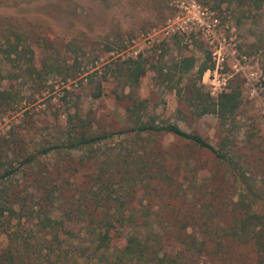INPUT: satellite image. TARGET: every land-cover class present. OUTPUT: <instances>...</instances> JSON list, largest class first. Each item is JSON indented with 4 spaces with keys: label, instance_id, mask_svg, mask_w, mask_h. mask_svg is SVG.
Wrapping results in <instances>:
<instances>
[{
    "label": "rangeland",
    "instance_id": "374dc122",
    "mask_svg": "<svg viewBox=\"0 0 264 264\" xmlns=\"http://www.w3.org/2000/svg\"><path fill=\"white\" fill-rule=\"evenodd\" d=\"M180 1L0 0L1 43L17 38L13 28L24 33L38 24L56 45V51L43 52L35 61L40 78L29 76L17 55L10 62L0 54L3 86L12 95L0 107V176L14 171L0 181V264H13L8 259L11 251L15 264H106L73 235L61 236L60 241L45 239L46 230L40 224L43 212L48 210L59 220L65 210L78 213L77 203L67 208L68 189H75L87 172L95 171L109 181L113 198L124 197L141 168L146 170L154 162L174 164L176 154L183 156V167L190 159L216 174L202 181L207 193L214 187L212 182L220 187L216 196H206L204 227L231 226L234 208L235 214L253 209L264 215V0L242 4L197 0L215 14L221 39L234 55L227 69L232 72V61L246 56L250 60L246 70L255 74L254 87L244 74L232 78L225 92L239 88L240 107L224 119L198 116L192 106L196 94L211 96L205 73L199 76L200 69L214 65L204 38L191 34L167 39L162 33ZM23 33L18 35L22 38ZM32 38L27 35L29 41ZM187 60L194 63L189 70ZM135 67L144 71L137 83L129 74ZM135 100L145 105L143 121L174 123L201 135L224 148L247 178L239 182L225 167L216 168L210 155L171 135L115 138L94 149L53 154L19 167L35 147L63 141L70 116L92 123L98 134L132 128L126 109ZM65 165L76 171L63 173ZM183 173L185 181L195 177L192 170L185 173L183 169ZM35 181L42 182L44 189ZM61 183H67V192L61 187L60 197L46 201L45 188ZM101 196L107 197L108 191ZM210 201L220 208L209 206ZM224 203L228 206L223 207ZM138 212H147L146 206ZM78 229L70 232L76 234ZM65 230L69 228H59L58 234ZM18 246L20 252L15 250Z\"/></svg>",
    "mask_w": 264,
    "mask_h": 264
},
{
    "label": "trees",
    "instance_id": "16d2710c",
    "mask_svg": "<svg viewBox=\"0 0 264 264\" xmlns=\"http://www.w3.org/2000/svg\"><path fill=\"white\" fill-rule=\"evenodd\" d=\"M221 2L242 4L244 0ZM13 30L14 34L17 33V38L0 42V54L10 62H13L12 55H17L23 62L22 65L26 64L28 75L40 78L42 74L36 69L35 61L43 52L56 51V45L45 30L41 29V25L35 24L34 28L30 26L24 33L19 29L17 31V28ZM20 32L24 34L22 38L19 36ZM28 34L33 37L32 41L27 39ZM186 63V69L193 67L194 63L189 60ZM208 69L209 67L200 69V79ZM1 71L3 70L0 69V107L12 99L10 91L4 89L5 79L1 76ZM129 74L137 83L144 75V71L135 67ZM240 95L239 88L224 92L217 100L209 94L201 96L199 93L196 94L192 106L198 116L217 115L224 119L240 107L238 101ZM99 96L100 93L97 97ZM144 109V103L135 100L133 106L126 109L128 118L134 126L102 134L93 132L92 123L87 124L81 118L76 120L70 116L71 119L66 122L63 132L65 139L35 147L32 153L25 155L19 167L34 165L41 158L53 154L78 153L94 149L115 138L171 135L189 144L192 149L210 155L215 161L214 164L216 163V168L225 167L226 171L239 182L247 178L224 148L214 146L199 134L183 130L178 124L159 125L155 121H143ZM172 158H175L176 163L154 162L149 163L146 170L141 168L136 173L134 184L129 186L124 197L117 195L113 198L109 195L111 186L109 181L107 182L103 176H97L95 171L83 174V180L78 185L74 184L75 189H68L71 194L69 193V199H66L67 208L70 204H78V213L72 214L65 210L63 219L59 220L53 218L50 211L43 212L40 224L46 230L44 238L51 237L60 241L61 236L69 239L73 235L83 242L85 250H92L93 256L100 258V263L105 261L106 264H264V215L253 209L235 214L237 209L234 208L231 226L225 229L204 227L206 225L203 209L207 212L208 207L206 196L207 194L216 196L220 192V187L212 182L214 187L211 186L207 193L208 189H202V181L212 176L214 178L216 174L212 170L206 171L208 170L206 167H201L198 161H189L190 159L183 167L181 162L184 158L181 154H176ZM183 169L185 173L194 171L195 177L185 181ZM62 170L63 173L76 171L71 165H65ZM13 173L14 171H9L1 175L0 181ZM61 184L45 188L46 201L52 203L53 196L60 197L61 187L62 192H67V183ZM41 188L44 189L43 183ZM106 190L108 196L102 197ZM251 191L254 189H250ZM208 204L217 210L220 208V205H215L212 201ZM224 204L223 207L227 205ZM144 205L147 212L139 213L138 210ZM121 208L123 211L120 214L118 209ZM76 226L79 229L76 234H72L70 229L73 230ZM59 228L69 230L58 234ZM15 250L21 251L19 246ZM8 259L11 263H16L12 251Z\"/></svg>",
    "mask_w": 264,
    "mask_h": 264
},
{
    "label": "built area",
    "instance_id": "2783aa9c",
    "mask_svg": "<svg viewBox=\"0 0 264 264\" xmlns=\"http://www.w3.org/2000/svg\"><path fill=\"white\" fill-rule=\"evenodd\" d=\"M162 33L167 39L191 34H200L204 38L214 63L204 75V83L212 97H219L227 91L230 81L238 74H244L253 85L255 74L246 70L250 62L246 56L232 61V72L227 69L230 57L234 55L226 41L221 39L220 23L215 14L197 0H181L176 15L167 21Z\"/></svg>",
    "mask_w": 264,
    "mask_h": 264
}]
</instances>
